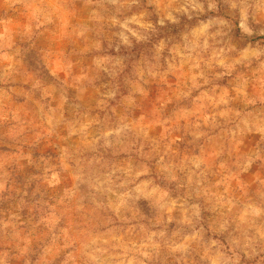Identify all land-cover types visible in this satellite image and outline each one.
Here are the masks:
<instances>
[{
  "label": "clouds",
  "instance_id": "clouds-1",
  "mask_svg": "<svg viewBox=\"0 0 264 264\" xmlns=\"http://www.w3.org/2000/svg\"><path fill=\"white\" fill-rule=\"evenodd\" d=\"M0 264H264V0H0Z\"/></svg>",
  "mask_w": 264,
  "mask_h": 264
}]
</instances>
